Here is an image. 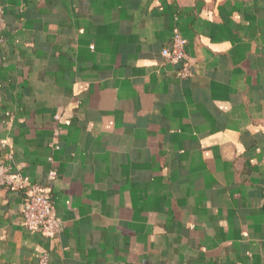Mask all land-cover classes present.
Wrapping results in <instances>:
<instances>
[{
  "label": "crops",
  "instance_id": "1",
  "mask_svg": "<svg viewBox=\"0 0 264 264\" xmlns=\"http://www.w3.org/2000/svg\"><path fill=\"white\" fill-rule=\"evenodd\" d=\"M0 264H264V0H0ZM179 31L191 74L162 51Z\"/></svg>",
  "mask_w": 264,
  "mask_h": 264
},
{
  "label": "built area",
  "instance_id": "2",
  "mask_svg": "<svg viewBox=\"0 0 264 264\" xmlns=\"http://www.w3.org/2000/svg\"><path fill=\"white\" fill-rule=\"evenodd\" d=\"M3 13L0 8V42L4 39L2 31ZM187 39L176 31L171 45L162 51L164 57L171 63L182 64L180 75L187 77L191 74V67L186 60ZM57 170L49 171L48 182L41 184L31 181L23 172L15 171L5 162H0V187L24 191L23 223L31 230L40 231L45 237L54 238L62 229V219L53 203L52 182L57 177ZM49 263V254L44 253L40 264Z\"/></svg>",
  "mask_w": 264,
  "mask_h": 264
}]
</instances>
